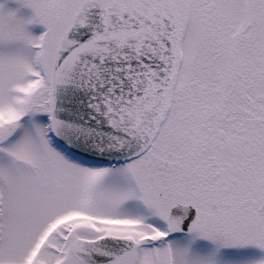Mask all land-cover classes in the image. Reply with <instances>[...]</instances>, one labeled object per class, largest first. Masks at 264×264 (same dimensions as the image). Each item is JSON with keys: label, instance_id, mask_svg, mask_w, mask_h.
<instances>
[{"label": "snow or ice", "instance_id": "1", "mask_svg": "<svg viewBox=\"0 0 264 264\" xmlns=\"http://www.w3.org/2000/svg\"><path fill=\"white\" fill-rule=\"evenodd\" d=\"M0 264H264V0H0Z\"/></svg>", "mask_w": 264, "mask_h": 264}]
</instances>
